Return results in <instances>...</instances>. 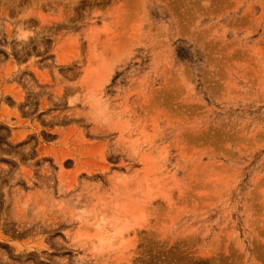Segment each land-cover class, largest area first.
<instances>
[{
  "label": "rangeland",
  "instance_id": "rangeland-1",
  "mask_svg": "<svg viewBox=\"0 0 264 264\" xmlns=\"http://www.w3.org/2000/svg\"><path fill=\"white\" fill-rule=\"evenodd\" d=\"M0 264H264V0H0Z\"/></svg>",
  "mask_w": 264,
  "mask_h": 264
},
{
  "label": "bare ground",
  "instance_id": "bare-ground-1",
  "mask_svg": "<svg viewBox=\"0 0 264 264\" xmlns=\"http://www.w3.org/2000/svg\"><path fill=\"white\" fill-rule=\"evenodd\" d=\"M100 225V224H99ZM121 225V224H120ZM123 225V224H122ZM128 226V225H127ZM101 228V227H100ZM104 231V230H103ZM119 232H120V229H119V227L118 228H113V230H111V233H110V238H109V240H108V242L107 243H105V242H102V241H99V246H103L104 244H109L110 243V241L112 240V238L114 239L118 234H119ZM98 241V240H97ZM104 241V240H103ZM98 245V244H97Z\"/></svg>",
  "mask_w": 264,
  "mask_h": 264
}]
</instances>
